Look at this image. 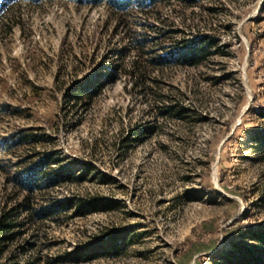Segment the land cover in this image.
<instances>
[{
	"label": "rangeland",
	"instance_id": "1",
	"mask_svg": "<svg viewBox=\"0 0 264 264\" xmlns=\"http://www.w3.org/2000/svg\"><path fill=\"white\" fill-rule=\"evenodd\" d=\"M2 216L0 264H264V0H0Z\"/></svg>",
	"mask_w": 264,
	"mask_h": 264
},
{
	"label": "trees",
	"instance_id": "2",
	"mask_svg": "<svg viewBox=\"0 0 264 264\" xmlns=\"http://www.w3.org/2000/svg\"><path fill=\"white\" fill-rule=\"evenodd\" d=\"M89 3L99 4L104 2L105 0H87ZM114 5L116 7V11L118 12H125L129 9L133 4L134 0H113ZM154 4L166 0H151ZM185 1H194V0H185ZM204 45L203 46H191L188 47L186 52L182 54V61L188 66H195L199 63L200 58H202L204 52ZM100 84L95 78H88L82 82L77 83L74 86V98L77 100L82 99L84 97L92 98L98 93ZM40 167L36 166L28 170L27 175L23 181L24 189L27 192L31 193L33 189L37 186L40 180H43L42 172L40 171ZM59 176V175H58ZM58 176L54 178L56 181ZM54 181V183H55ZM28 213H30L28 211ZM11 218L9 216H2L0 218V239H5V236L15 227L13 223H11ZM4 236V237H3ZM83 256V255H82ZM79 261V259H78Z\"/></svg>",
	"mask_w": 264,
	"mask_h": 264
}]
</instances>
